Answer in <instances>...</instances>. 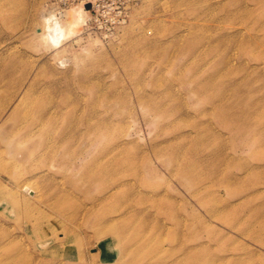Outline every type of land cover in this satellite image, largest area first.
Segmentation results:
<instances>
[{
	"label": "rangeland",
	"instance_id": "374dc122",
	"mask_svg": "<svg viewBox=\"0 0 264 264\" xmlns=\"http://www.w3.org/2000/svg\"><path fill=\"white\" fill-rule=\"evenodd\" d=\"M0 264H264V0H0Z\"/></svg>",
	"mask_w": 264,
	"mask_h": 264
},
{
	"label": "bare ground",
	"instance_id": "6f19581e",
	"mask_svg": "<svg viewBox=\"0 0 264 264\" xmlns=\"http://www.w3.org/2000/svg\"><path fill=\"white\" fill-rule=\"evenodd\" d=\"M79 9V8H78ZM73 10V9H71ZM69 14L70 11L68 10ZM67 12V13H68ZM73 13L70 14L69 16H71V18L66 19L64 21H61L58 17L56 16H52L49 15L47 17L44 18L43 21V27L42 29H40L39 36L40 39L51 46H57L60 44L61 40L64 39L65 37L69 36L72 34V32H74V28L77 24V22L79 21V19L81 18V12L79 10H74L72 11ZM66 13V12H65ZM66 13V14H67ZM63 15V14H62ZM67 16V15H66ZM68 17V16H67ZM115 217H108L107 219V224H106V228L107 230H111L113 231V236L117 239V241L120 243V251L123 254H129V242H125L124 241V235H123V231L125 230V228L128 225H124L123 223H119L117 221H113L112 219H114ZM123 235V236H122ZM120 239L122 240V242L120 241ZM139 242V241H138ZM146 241H141L138 244L142 246V243H145ZM143 247H147L146 248V252H143L144 255H141L138 251L131 249L130 250V254L133 253V259L134 260H138L139 258L143 257H147V255L152 256V253H155L156 248H158L157 243H155V245H153L152 247L149 246L147 243L143 245ZM154 250V251H153ZM190 254L187 253V255Z\"/></svg>",
	"mask_w": 264,
	"mask_h": 264
}]
</instances>
